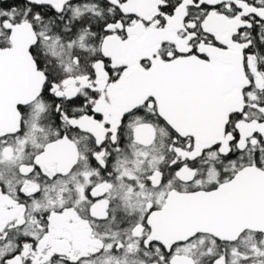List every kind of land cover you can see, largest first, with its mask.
Segmentation results:
<instances>
[{"label":"snow or ice","instance_id":"6c2138e0","mask_svg":"<svg viewBox=\"0 0 264 264\" xmlns=\"http://www.w3.org/2000/svg\"><path fill=\"white\" fill-rule=\"evenodd\" d=\"M0 264H264V0H0Z\"/></svg>","mask_w":264,"mask_h":264}]
</instances>
